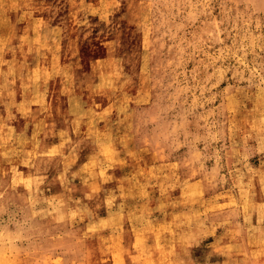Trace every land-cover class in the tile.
Masks as SVG:
<instances>
[{
  "label": "rangeland",
  "instance_id": "rangeland-1",
  "mask_svg": "<svg viewBox=\"0 0 264 264\" xmlns=\"http://www.w3.org/2000/svg\"><path fill=\"white\" fill-rule=\"evenodd\" d=\"M83 13L66 43L0 19V150H34L0 172V264H264V0Z\"/></svg>",
  "mask_w": 264,
  "mask_h": 264
},
{
  "label": "crops",
  "instance_id": "crops-1",
  "mask_svg": "<svg viewBox=\"0 0 264 264\" xmlns=\"http://www.w3.org/2000/svg\"><path fill=\"white\" fill-rule=\"evenodd\" d=\"M78 1L79 0H69L67 2L65 8L68 9L69 15L65 18V20H60L57 17H51L50 14L46 11V8L52 5L54 3V0H0V2H2L0 11L3 9V6H5V10L7 11V13L5 12V14H0V19L4 17V19L7 21V24H5V28H9L7 29V32L4 33L8 34L10 38L5 37V39L19 42H21L22 40H27L29 42L55 41L57 40V38H53L52 34H56V37H59L58 39L61 38L60 41L62 43H66V41L68 42L73 40V34L68 35L66 39L64 38V30L60 29L57 31L58 28L64 26L68 28L71 27L73 24H75L74 20H80L82 15L84 19L85 13H83V11L85 8L90 9L96 7L98 8V10H100L103 7L104 2H108L110 4L117 2V0H104L102 2H99L98 0H91L88 3L83 2V0H80V2ZM55 5L56 3L51 6V9H53ZM57 6L58 5H56V7ZM22 14H24V16ZM37 26H42V28L38 30ZM26 101L27 97L24 96L23 93L20 94L19 104H26Z\"/></svg>",
  "mask_w": 264,
  "mask_h": 264
},
{
  "label": "bare ground",
  "instance_id": "bare-ground-1",
  "mask_svg": "<svg viewBox=\"0 0 264 264\" xmlns=\"http://www.w3.org/2000/svg\"><path fill=\"white\" fill-rule=\"evenodd\" d=\"M78 2H80V1H78ZM87 2V1H86ZM4 5V4H3ZM4 8H5V6H4ZM96 8V7H95ZM113 8V7H112ZM95 10V9H94ZM4 11V10H3ZM27 11V10H26ZM112 12V11H111ZM5 13V12H4ZM32 13V12H31ZM20 14V13H19ZM23 16H24V14H22ZM28 15H30V14H28ZM109 16V15H108ZM107 17V16H106ZM22 19V18H21ZM102 19V18H101ZM109 22V21H108ZM8 23H9V21H8ZM48 23V22H47ZM84 24V23H83ZM44 25V24H43ZM48 26V25H47ZM46 27V26H45ZM39 30V29H38ZM51 30V29H50ZM53 31H54V28H53ZM62 33V32H61ZM25 35H27V34H25ZM62 36V35H61ZM60 36V37H61ZM34 37V36H33ZM53 37V36H52ZM46 38V37H45ZM57 38V37H56ZM1 40H2V38H0ZM4 39H5V36H4ZM58 39V38H57ZM61 39V38H60ZM88 39H90V38H88ZM6 40V39H5ZM4 41V40H3ZM5 42V41H4ZM3 42V43H4ZM25 42V41H24ZM116 42V41H115ZM1 43V42H0ZM21 43H22V41H21ZM40 43V42H39ZM2 44V43H1ZM11 44V43H10ZM23 44V43H22ZM17 46V45H16ZM33 46V45H32ZM5 47V46H4ZM111 47V46H110ZM15 48V47H14ZM13 48V49H14ZM32 48V47H31ZM55 48V47H54ZM3 49V48H2ZM5 49V48H4ZM12 49V48H11ZM1 50V49H0ZM10 51V50H9ZM6 52V51H5ZM14 52V51H13ZM41 52V51H40ZM112 52V51H111ZM33 56V55H32ZM117 59V58H116ZM39 61V60H38ZM28 62V61H27ZM13 65V64H12ZM23 66H25V65H23ZM61 67V66H60ZM12 68V67H11ZM23 68V67H22ZM35 68V67H34ZM33 68V69H34ZM38 68V67H37ZM36 68V69H37ZM52 68H54V66H51V69ZM36 69H34V70H36ZM63 69V68H62ZM24 70V69H23ZM29 70V69H28ZM37 71V70H36ZM64 71V70H63ZM115 71V70H114ZM38 73V72H37ZM46 73H47V70H46ZM59 73H61L60 71H59ZM35 75V74H34ZM37 75V74H36ZM84 75V74H83ZM86 75V74H85ZM84 75V76H85ZM4 76H6V75H4ZM61 76H62V74H61ZM28 78H30V76L29 75H27L26 76V73H25V76L24 77H22L21 79H20V81H23V82H25L26 80H28ZM46 78V77H45ZM6 79V78H5ZM87 79H88V77H87ZM46 80H47V78H46ZM45 80V81H46ZM85 80V79H84ZM44 81V82H45ZM48 82V81H47ZM96 84V83H95ZM2 85V84H1ZM32 85V84H31ZM43 85V84H42ZM44 86V85H43ZM75 86V85H74ZM25 88V87H24ZM66 90V89H65ZM15 92V91H14ZM46 92V91H45ZM111 92V91H110ZM113 92H115V91H113ZM39 94V93H38ZM66 94V93H65ZM83 94V93H82ZM34 95V94H33ZM70 96V95H69ZM82 96V95H81ZM40 97V96H39ZM38 97V98H39ZM98 98H100L99 96H98ZM7 99V98H6ZM28 99V98H27ZM41 99V98H40ZM68 99V98H67ZM5 100V99H4ZM3 100V101H4ZM12 100V99H11ZM29 100V99H28ZM66 100V99H65ZM86 100V99H85ZM39 101V100H38ZM15 102V101H14ZM33 102H34V100H33ZM23 103V102H22ZM30 103V102H29ZM69 104V103H68ZM76 107H78V106H76ZM117 107V106H116ZM8 108V107H7ZM11 108V107H10ZM78 108H80V107H78ZM22 109V108H21ZM76 109V108H75ZM5 110V109H4ZM88 110V109H87ZM90 110V109H89ZM20 111V110H19ZM72 111V110H71ZM3 112V111H2ZM87 112V111H86ZM11 113V112H10ZM83 113H84V111H83ZM83 113H81V114H83ZM93 114V113H92ZM39 115V114H38ZM79 115V114H78ZM91 115V114H90ZM6 116V115H5ZM86 116V115H85ZM16 117H18V116H16ZM79 117V116H78ZM40 118V117H39ZM80 118V117H79ZM85 118V117H84ZM86 119V118H85ZM65 120H67V118L65 119ZM78 121H79V119H77ZM35 121V120H34ZM93 122V121H92ZM17 123V122H16ZM41 123V122H40ZM47 123V122H46ZM8 124V123H7ZM18 124V123H17ZM51 124V123H50ZM11 125V124H10ZM53 125V124H52ZM58 125V124H57ZM93 126V125H92ZM7 128V127H6ZM77 127H75V129H76ZM53 129V128H52ZM7 130V129H6ZM30 131V130H29ZM38 131V130H37ZM44 131V130H43ZM49 131V130H48ZM69 131H70V129H69ZM73 130H71V132H72ZM1 132V131H0ZM5 132V131H4ZM3 133V132H2ZM15 133V132H14ZM50 133V132H49ZM99 133V132H98ZM44 134V133H43ZM52 134V133H51ZM107 134V133H106ZM10 134H8V136H9ZM62 135H64V133L62 134ZM67 135V134H66ZM131 135H133V134H131ZM91 136V135H90ZM101 136V135H100ZM47 137H49V136H47ZM66 137V136H65ZM68 137V136H67ZM98 137V136H97ZM21 138V137H20ZM32 138V137H31ZM110 138V137H109ZM126 138V137H125ZM40 139V138H39ZM47 139V138H46ZM124 139V138H123ZM8 140V139H7ZM41 140V139H40ZM68 141V140H67ZM78 141V140H77ZM9 143V142H8ZM18 144H19V142H17ZM25 143V142H24ZM55 143H57V142H55ZM100 143V142H99ZM0 144H4L3 142H0ZM6 144V143H5ZM76 144V143H75ZM83 145V144H82ZM39 146V145H38ZM120 146V145H119ZM21 147V146H20ZM66 147V146H65ZM11 148V147H10ZM15 149H16V147H14ZM34 148V147H33ZM77 148H78V146H77ZM12 149V148H11ZM15 149H14V151H15ZM56 149V151H57V148H55ZM80 149H82V148H80ZM120 149V148H119ZM66 150V149H65ZM70 150V149H69ZM74 150V149H73ZM5 151H7V152H9V154L7 153V152H4V150H0V172L1 171H6V170H8L9 168H12L11 166H12V164H13V162L14 161H16V162H18V161H21L23 164H28V163H31L34 159H33V154H34V150H30L29 149V151L27 152V154L26 155H23V154H17V153H14V152H12V150H5ZM20 151H22V150H20ZM72 151V150H71ZM88 151H90V150H88ZM12 152V153H11ZM87 152V151H86ZM23 153H25V152H23ZM36 153H37V151H36ZM40 153V152H39ZM76 153V152H75ZM46 154V153H45ZM48 154H50V152L48 153ZM39 155V154H38ZM84 155V154H83ZM89 155V154H88ZM35 156H37L36 154H35ZM40 156H41V154H40ZM56 156V155H55ZM2 157H4V158H2ZM41 157H43V156H41ZM46 157V156H45ZM48 157V156H47ZM46 157V158H47ZM77 157V156H76ZM105 157V156H104ZM45 158V159H46ZM107 159H108V157H106ZM38 159H40V157H38ZM59 160H60V158H59ZM95 161V159L93 158V162ZM34 162V161H33ZM32 162V163H33ZM39 162H40V160H39ZM43 162V161H42ZM41 162V163H42ZM82 162H84V161H82ZM108 162V161H107ZM101 163V162H100ZM108 163H110V161L108 162ZM44 164V163H43ZM77 164V163H76ZM75 164V165H76ZM99 164V163H98ZM36 165V164H35ZM50 165V164H49ZM37 166H38V164H37ZM56 166V165H55ZM113 166V165H112ZM49 167V166H48ZM47 167V168H48ZM14 168V167H13ZM26 168V167H25ZM34 168H36V167H34ZM45 168V167H44ZM38 169V168H37ZM36 169V170H37ZM30 171V170H29ZM33 171V170H32ZM8 173V172H7ZM79 175H80V173H79ZM10 176V175H9ZM89 176V175H88ZM25 177H26V179L27 178H30L31 176H30V174H26L25 175ZM85 177H87V176H85ZM84 177V178H85ZM99 177V176H98ZM4 178V177H3ZM65 178V177H64ZM73 178V177H72ZM82 179V178H81ZM66 180V179H65ZM82 180H84V179H82ZM87 180V179H86ZM12 182H13V180H11ZM19 181V180H18ZM67 181V180H66ZM2 182V181H1ZM19 182H21V181H19ZM61 182H63V181H61ZM69 182V181H68ZM82 182V181H81ZM7 183V182H6ZM94 183H95V181H94ZM2 184V183H1ZM5 184V183H4ZM13 184H14V182H13ZM20 184V183H19ZM16 185V184H15ZM39 185V184H38ZM67 186V185H66ZM7 187V186H6ZM91 187V186H90ZM92 188V187H91ZM94 188V187H93ZM89 190V189H88ZM94 190V189H93ZM95 191V190H94ZM94 195V194H93Z\"/></svg>",
  "mask_w": 264,
  "mask_h": 264
}]
</instances>
